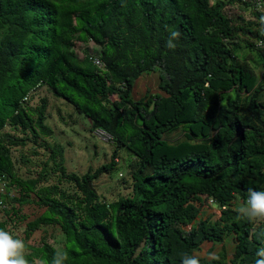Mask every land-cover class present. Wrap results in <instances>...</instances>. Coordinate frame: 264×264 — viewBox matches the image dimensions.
<instances>
[{
	"label": "trees",
	"instance_id": "obj_1",
	"mask_svg": "<svg viewBox=\"0 0 264 264\" xmlns=\"http://www.w3.org/2000/svg\"><path fill=\"white\" fill-rule=\"evenodd\" d=\"M236 3L0 0V229L24 241L29 264H53L58 251L64 264H183L205 243L222 250L200 264L261 259L264 221L237 209L249 189L264 191V23L246 5L230 16ZM150 73L159 93L136 100ZM40 88L85 116L90 133L112 136L109 164L69 171L48 101L35 103ZM178 131L184 140L171 142ZM123 152L134 160L132 192L109 202L94 183L118 174ZM210 201L220 216L197 222ZM30 206L41 211L34 219Z\"/></svg>",
	"mask_w": 264,
	"mask_h": 264
},
{
	"label": "rangeland",
	"instance_id": "obj_2",
	"mask_svg": "<svg viewBox=\"0 0 264 264\" xmlns=\"http://www.w3.org/2000/svg\"><path fill=\"white\" fill-rule=\"evenodd\" d=\"M235 13L236 12L229 13V15L234 16ZM89 48L92 53L99 51H97L98 48L94 44H90ZM158 86V74H144L135 83L133 97L136 100H139L148 91L152 94L159 93ZM44 98L48 101V124L55 131V140L62 143L66 147L67 166L70 172H76L80 175H84L88 171H95L100 166L111 162L114 151L113 145L107 143L106 141L100 139L98 140L92 133H90V124L85 116L76 113L70 104L57 99L49 90H47V88H40L37 91L35 103H39L40 100ZM113 100L116 101L117 96L113 97ZM168 139L171 142H179L184 140V136L181 131H178L169 136ZM51 142H53V140H51ZM19 152V150L14 151V158L16 160L20 158ZM132 161L134 160H132L131 156H128L125 152L120 154L118 162H116L119 169L118 174L117 171L114 170L112 174H105L94 183V187L99 195L105 197L109 202H112L118 200L120 197H126L131 194L133 182L129 172V165ZM16 168L18 169L19 174L27 176L28 172L25 166L17 165ZM54 184H60V188L63 189L67 186L65 183H59L56 179H52L49 183H47V185ZM0 192L2 191L0 190ZM238 205L240 207L243 204L238 202ZM40 212H38L33 206L24 208V213L31 216V219H34ZM219 216V210L210 202H206L200 208L197 222L201 219L208 218H212L213 221H216ZM255 220L257 222L261 221L257 219ZM191 227L192 226L185 227V231H190ZM48 231L51 236L53 235L54 240L56 238L58 239L59 231H57V229H49ZM18 234H22V229L19 230ZM40 236L41 233H37L32 238L31 244L37 245L40 240ZM52 243L56 245L55 241ZM224 246L227 250L229 258H231L235 253V242L233 241V236L226 240ZM201 248V252L196 253L195 255L197 257L211 260L221 252L222 245L214 246L212 243H205Z\"/></svg>",
	"mask_w": 264,
	"mask_h": 264
},
{
	"label": "clouds",
	"instance_id": "obj_3",
	"mask_svg": "<svg viewBox=\"0 0 264 264\" xmlns=\"http://www.w3.org/2000/svg\"><path fill=\"white\" fill-rule=\"evenodd\" d=\"M171 36L174 38L178 37L179 33L173 31ZM168 47H175L171 40L168 42ZM116 162H118V159H116ZM237 211L250 220L257 219L264 221V191L249 189L246 203L240 206ZM25 252L26 245L22 239L14 238L13 234L9 231L0 229V264H29L25 258ZM257 256L261 257V259H258L256 264H264V248L257 252ZM66 259L67 254L58 251L53 257V264H64ZM37 264H47V262L41 259ZM183 264H200V261L196 256H186L183 259Z\"/></svg>",
	"mask_w": 264,
	"mask_h": 264
},
{
	"label": "built area",
	"instance_id": "obj_4",
	"mask_svg": "<svg viewBox=\"0 0 264 264\" xmlns=\"http://www.w3.org/2000/svg\"><path fill=\"white\" fill-rule=\"evenodd\" d=\"M236 1H237V3L235 5V7H228L229 13H233V12L238 13L239 9L244 7L243 5H246L247 7H249L251 12L260 15L261 21L264 23V0H236ZM94 63L99 67L103 66L102 62L97 57L94 58ZM28 99H29L28 97L25 98V100H28ZM93 134L98 139L106 141L107 143L113 144L112 136L107 134L106 132H104L100 129H97V130H95V132ZM0 190L2 192H4L3 188H1ZM210 203L214 204L213 201H210Z\"/></svg>",
	"mask_w": 264,
	"mask_h": 264
}]
</instances>
